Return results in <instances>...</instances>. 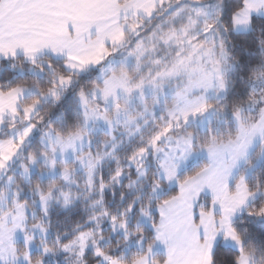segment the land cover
I'll return each mask as SVG.
<instances>
[{
    "label": "snow or ice",
    "instance_id": "6c2138e0",
    "mask_svg": "<svg viewBox=\"0 0 264 264\" xmlns=\"http://www.w3.org/2000/svg\"><path fill=\"white\" fill-rule=\"evenodd\" d=\"M0 264H264V0H0Z\"/></svg>",
    "mask_w": 264,
    "mask_h": 264
}]
</instances>
